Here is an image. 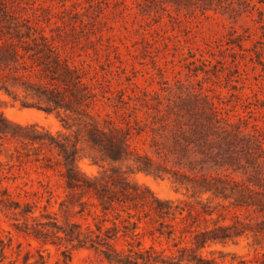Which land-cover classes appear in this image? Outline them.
<instances>
[{
    "label": "rangeland",
    "instance_id": "rangeland-1",
    "mask_svg": "<svg viewBox=\"0 0 264 264\" xmlns=\"http://www.w3.org/2000/svg\"><path fill=\"white\" fill-rule=\"evenodd\" d=\"M0 264H264V0H0Z\"/></svg>",
    "mask_w": 264,
    "mask_h": 264
},
{
    "label": "trees",
    "instance_id": "trees-1",
    "mask_svg": "<svg viewBox=\"0 0 264 264\" xmlns=\"http://www.w3.org/2000/svg\"><path fill=\"white\" fill-rule=\"evenodd\" d=\"M51 136H52V138H55L53 135H51ZM72 181H73V179H72ZM73 182H75V181H73ZM93 182H94V180L92 178H85L83 181L84 188L89 187L91 185V183H93ZM162 203L167 204L168 202H162Z\"/></svg>",
    "mask_w": 264,
    "mask_h": 264
}]
</instances>
